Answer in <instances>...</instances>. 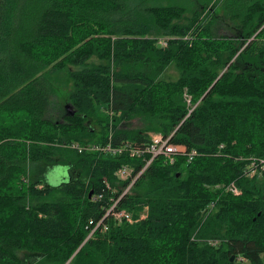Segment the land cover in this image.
I'll use <instances>...</instances> for the list:
<instances>
[{"label":"trees","instance_id":"trees-1","mask_svg":"<svg viewBox=\"0 0 264 264\" xmlns=\"http://www.w3.org/2000/svg\"><path fill=\"white\" fill-rule=\"evenodd\" d=\"M149 132L197 154L157 156L123 195L115 172L145 156L61 145ZM249 158L264 159V0H0V264H264ZM118 198L132 223L104 217Z\"/></svg>","mask_w":264,"mask_h":264},{"label":"built area","instance_id":"built-area-1","mask_svg":"<svg viewBox=\"0 0 264 264\" xmlns=\"http://www.w3.org/2000/svg\"><path fill=\"white\" fill-rule=\"evenodd\" d=\"M166 38H159L158 44L165 46ZM188 100V99H187ZM171 135L165 137L159 132H149L147 141H129L126 140L118 145H111V143L107 144H95V143H85L82 144L78 141H70L62 143V147L77 151L79 153L84 151H103L110 153L111 155L121 154L122 152L127 153L130 157H138L145 156L146 163L145 165L138 171H135L133 166L122 165L115 172L116 177L119 180L127 181L129 180V184L124 188L122 195L126 193L134 181L140 176V174L144 171V169L151 163V161L157 156H162L166 163L174 164L176 157L181 156L184 157L187 161H190L193 156L197 154V151L194 149H188L185 145L176 144L170 141ZM250 163L248 164L245 172L249 176H253L255 173L264 172V159H260L256 161L255 159H250ZM107 188L109 185L107 182L104 183ZM226 189L233 194H240L239 188L234 184L230 183L227 185ZM101 195L98 194L96 198H100ZM118 199L113 200L111 206L107 209L104 217H111L113 220L121 222L125 221L128 223H132L136 219L133 217L132 213L125 210L124 208H120L118 206ZM210 208V206H209ZM146 216V208L142 211L137 219H142ZM100 223H97L99 225ZM96 225V226H97ZM243 261L242 259H240Z\"/></svg>","mask_w":264,"mask_h":264},{"label":"rangeland","instance_id":"rangeland-1","mask_svg":"<svg viewBox=\"0 0 264 264\" xmlns=\"http://www.w3.org/2000/svg\"><path fill=\"white\" fill-rule=\"evenodd\" d=\"M177 75V71L173 66H170L164 74V77L167 79H174ZM70 89V86H64V85H58L55 83V97L53 100V112H58L55 113V115L60 116L63 108L67 105V94ZM95 128L98 130V124L94 122L92 123ZM139 126V122L137 120H133L128 124V127L135 128ZM68 176V170L66 167L63 166H55L51 169L49 174L47 175V180L49 183L55 185L59 183L61 180L65 179ZM19 256L22 257L23 259H31L32 256L31 254L27 252H18ZM235 264H249L247 261H241L238 260Z\"/></svg>","mask_w":264,"mask_h":264},{"label":"water","instance_id":"water-1","mask_svg":"<svg viewBox=\"0 0 264 264\" xmlns=\"http://www.w3.org/2000/svg\"><path fill=\"white\" fill-rule=\"evenodd\" d=\"M204 95H205V94H204ZM204 95H203V96H204ZM203 96H202V97H203ZM66 108H67V109H71L70 106H68V105H66ZM70 114L73 115V114H74V111L72 110V111L70 112ZM91 194H92V190H90L88 196L91 197ZM229 260L232 262V261L234 260V255H232V256L230 257Z\"/></svg>","mask_w":264,"mask_h":264}]
</instances>
